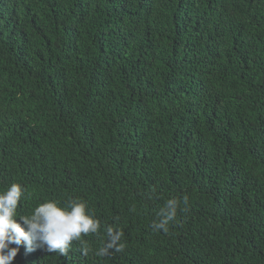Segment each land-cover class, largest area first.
I'll return each mask as SVG.
<instances>
[{"label": "trees", "instance_id": "1", "mask_svg": "<svg viewBox=\"0 0 264 264\" xmlns=\"http://www.w3.org/2000/svg\"><path fill=\"white\" fill-rule=\"evenodd\" d=\"M12 183L100 229L11 264H264V0H0Z\"/></svg>", "mask_w": 264, "mask_h": 264}, {"label": "clouds", "instance_id": "2", "mask_svg": "<svg viewBox=\"0 0 264 264\" xmlns=\"http://www.w3.org/2000/svg\"><path fill=\"white\" fill-rule=\"evenodd\" d=\"M24 193V186L20 183H12L0 192V264H11L16 257L19 248L12 247L13 244H24L28 252L46 246L49 252L66 254L72 241L100 229L99 220L86 210V203L75 199L67 206L47 200L38 204L31 215H20L17 209ZM172 215L174 210L168 212V219ZM166 223L167 220L162 221L156 227H164ZM107 232L110 242L97 255L103 256L109 248L117 245L118 236L112 235L113 229L108 228ZM115 250L121 249L116 246Z\"/></svg>", "mask_w": 264, "mask_h": 264}]
</instances>
